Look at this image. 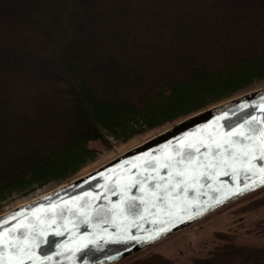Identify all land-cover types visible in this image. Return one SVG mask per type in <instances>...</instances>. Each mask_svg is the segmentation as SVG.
<instances>
[{
  "label": "trees",
  "instance_id": "1",
  "mask_svg": "<svg viewBox=\"0 0 264 264\" xmlns=\"http://www.w3.org/2000/svg\"><path fill=\"white\" fill-rule=\"evenodd\" d=\"M258 85L264 0H0V204L80 176L112 137L157 134ZM243 202L263 208L264 187L219 209ZM214 236L192 264H264V246ZM145 250L118 262L177 264Z\"/></svg>",
  "mask_w": 264,
  "mask_h": 264
},
{
  "label": "snow or ice",
  "instance_id": "2",
  "mask_svg": "<svg viewBox=\"0 0 264 264\" xmlns=\"http://www.w3.org/2000/svg\"><path fill=\"white\" fill-rule=\"evenodd\" d=\"M260 107L264 108V104ZM245 124L248 126L246 129ZM223 127L226 126L208 130L209 126L205 125L204 129H197L188 134L192 139L182 138L171 148L165 145L159 154L148 153L149 159L143 164L133 163L132 169L135 170V175L117 176L115 179L106 178L111 181V184L103 186L105 194L103 199L108 198L107 193L120 195L121 199L119 203L110 202L109 208L100 205L95 209L96 215L103 217L102 223H112L125 233L111 242H155L171 231V227L168 226L172 223L171 217H176L182 222L183 216L191 213L189 218H196L226 203L232 196L243 195L257 187H264V121L253 116L239 125L221 131ZM125 171L131 170L125 169ZM103 175L101 173V176ZM219 177H231L234 181L246 178L251 182L245 183L230 196L208 197V192L203 191L205 188L215 193H220L224 189L226 182L218 181ZM122 178L126 180L124 184H121ZM216 183L218 186L214 188L213 184ZM133 188L137 189L141 195H130V190ZM84 195L92 197L95 201L102 199L100 194L85 193ZM201 197H208V199H201ZM75 199L80 201L82 197ZM209 199L212 200L211 203ZM69 203L66 201L64 205H50L44 210L43 217L36 216L35 222L28 225H24L21 221L11 228H3V225L10 219H16L21 215L20 213L0 220V264H35V250L40 245L50 242L49 239H43L48 236V230H51L52 235L56 237H65L66 232L70 231L69 225L74 223L70 217L74 216L83 217L80 223L87 225L91 219V213L86 209L93 207L92 200H84L83 204H75L72 207L67 206ZM125 204H127L126 209ZM141 205L144 207L142 208ZM126 211L135 215L137 219H143L144 214L150 212L156 217L150 221L157 225L155 234L143 241L140 237L130 234L125 225L128 220ZM136 227L140 229L139 224H136ZM18 228L25 229L19 234V237L23 239L16 234ZM104 231L107 232V228ZM5 232L11 233L7 242L4 239ZM71 235L74 236L75 233L72 232ZM80 239H85V236H81ZM101 239L105 238L101 237ZM96 243V240L88 241V244ZM56 247L57 256L62 254L61 250L72 251L67 241L59 243ZM79 250L76 249V251ZM6 251L15 258L14 262L5 260ZM44 259L51 261L52 257L48 256Z\"/></svg>",
  "mask_w": 264,
  "mask_h": 264
},
{
  "label": "water",
  "instance_id": "3",
  "mask_svg": "<svg viewBox=\"0 0 264 264\" xmlns=\"http://www.w3.org/2000/svg\"><path fill=\"white\" fill-rule=\"evenodd\" d=\"M262 98H264V87H257L180 120L176 124L151 136L143 142L138 143L132 148L113 157L109 161L92 169L91 171L70 181L61 183L56 188L4 212L0 215V220L13 217L17 213H20L21 215L17 216L16 219H10L7 224L3 225V228H11L13 225H16L21 221L24 225L33 223L35 222L36 216H44V210L49 208L50 205H64V202L67 201L70 202L67 206L72 207V205L75 204H83L84 200H92L93 207L86 209V211L91 213L89 223L87 225L81 224L80 221L83 217H70L74 223L69 225L70 231L66 232L65 237H56L52 235L51 230H48V236L43 239H49L50 242L46 245H40V247L35 250V264H113L123 257H127L137 251L147 248L170 234L196 223L207 214L252 191H247L243 195L232 196V198L227 200L226 203H222L214 210L206 212L196 218H189L192 215L191 213L184 215L182 222L176 217H171L170 219L172 223L168 225L171 227V231L155 242L148 243L128 241L113 243L111 240H114L117 236L125 235V233L122 230H119L112 223H102L103 217H97L95 211V209L100 205H103L104 208H109L111 203L120 202V195H113L112 193H107L108 198L103 199V196L105 195L103 186L111 184V181L106 178L112 177L115 179L117 176L127 177L135 175V170L132 169L133 163L137 165L143 164L145 160L149 159V156L147 155L148 153L156 155L164 149L165 145H169V148H171L172 145L182 138L192 139V137H189L188 134L195 132L197 129H204L205 125L209 126L208 130H211L214 127L226 126L220 129L221 131H224L227 130L228 127L239 125L253 116L257 117L258 120L264 121V108L260 107V105L264 104V99ZM253 105L256 107H251ZM247 127V124H245V129ZM138 157L139 159H137ZM125 169H129L131 171L126 172ZM101 173L104 175L101 176ZM218 181L226 182L224 189L220 193H215L205 188L203 191L208 192V197L216 198L230 196L233 191L243 187L245 183L251 182L246 178H240L234 181L231 177H219ZM125 182L126 180L122 178L121 184H124ZM217 186L218 183L213 184L214 188ZM258 188L260 187H257L256 189ZM85 193L100 194L102 199L95 201L92 197L85 196ZM130 195L139 196L141 193H139L137 189L133 188L130 190ZM76 197H82V200L77 201L75 199ZM208 197H201V199H208ZM211 202L212 200L209 199V203ZM124 207L126 209L127 204H125ZM141 207L143 208L144 206L141 205ZM33 210H35V212ZM125 214L128 216V220L125 222V225L128 227L130 234L140 237L142 241L148 236L155 234L157 225L150 223V221L156 219V217L151 215L150 212L145 213L143 219H137L135 215L127 213V211ZM133 221H135V223H133ZM59 222L60 221L58 219V223ZM136 224L140 225V229H137ZM54 227L55 226H53V228ZM105 228H107V232L104 231ZM24 230L25 229L18 228L16 230L17 236L19 237L20 232ZM72 232L75 233L74 236L71 235ZM10 235L11 233H4V239L6 242ZM81 236H85V239H80ZM101 237H104L105 239H101ZM109 237L111 239H107ZM19 238L23 239V237ZM89 240H96L97 243L88 244ZM64 241H67L68 247L72 251L65 252L61 250L62 254L57 256L56 246ZM29 243H31L30 239ZM85 245H87V247H85ZM76 249L80 250L76 251ZM48 256L52 257L51 261L44 259V257ZM5 260H11L14 262L15 258L10 256L6 251Z\"/></svg>",
  "mask_w": 264,
  "mask_h": 264
},
{
  "label": "rangeland",
  "instance_id": "4",
  "mask_svg": "<svg viewBox=\"0 0 264 264\" xmlns=\"http://www.w3.org/2000/svg\"><path fill=\"white\" fill-rule=\"evenodd\" d=\"M259 87H264V85H258V88ZM156 132L158 131L156 130L154 133L152 131L126 141L112 137V147L100 150L93 159L89 160L84 165L81 173L85 174L102 165L113 157L143 142V140ZM57 186H59L57 182H51L42 187L35 188L28 194L13 195L0 204V215ZM244 203L245 202L236 204L233 207L222 210H215L196 223L184 228L182 231L167 236L155 246L145 248V251L155 250L162 252L174 258L177 264H192L191 261L194 257L206 255L215 243L224 242L222 239H218L214 236L216 231H225L230 234H235L237 242L241 244L264 246V232L259 227V224L264 222V207L246 210L240 207V205ZM227 261L234 264H243L242 256L239 254L230 256L227 258ZM128 262H130V260H128ZM128 262H116L113 264H128Z\"/></svg>",
  "mask_w": 264,
  "mask_h": 264
}]
</instances>
